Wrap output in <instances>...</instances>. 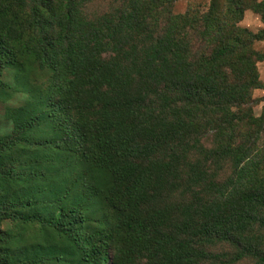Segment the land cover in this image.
Instances as JSON below:
<instances>
[{"label": "trees", "instance_id": "trees-1", "mask_svg": "<svg viewBox=\"0 0 264 264\" xmlns=\"http://www.w3.org/2000/svg\"><path fill=\"white\" fill-rule=\"evenodd\" d=\"M95 1L0 0V264H264V1Z\"/></svg>", "mask_w": 264, "mask_h": 264}, {"label": "rangeland", "instance_id": "rangeland-1", "mask_svg": "<svg viewBox=\"0 0 264 264\" xmlns=\"http://www.w3.org/2000/svg\"><path fill=\"white\" fill-rule=\"evenodd\" d=\"M119 0H96L91 6L90 10L91 12L95 13H102L103 11L109 9L114 4L118 5ZM264 1V0H260ZM210 0H179V2L176 5V12L177 13H185L188 8L195 7L200 9H205ZM258 22L254 19H249V25L253 26L252 28H258ZM256 48L258 50H264V41L259 42L256 44ZM257 90V89H256ZM256 90L254 91L253 95L254 97L258 98L260 100L264 97V87L263 89L260 88V91L256 93ZM9 103L12 106H20V99L16 96H13ZM254 111L256 115H261L264 111V101L261 100L258 102V104L254 107ZM6 112V106L0 105V146L7 147L10 144H17V146L12 149V155L6 160L5 164H8L9 162L13 161L15 162V167L22 171L24 169L23 161L27 159L28 152L31 151L30 147L28 146V131L24 128H20L17 126L16 122L12 118H8L5 115ZM31 136V132L29 133ZM34 150V149H33ZM77 257H71V259L68 261V264H78L77 263ZM241 264H251V263H241Z\"/></svg>", "mask_w": 264, "mask_h": 264}, {"label": "crops", "instance_id": "crops-1", "mask_svg": "<svg viewBox=\"0 0 264 264\" xmlns=\"http://www.w3.org/2000/svg\"><path fill=\"white\" fill-rule=\"evenodd\" d=\"M249 19L250 20H252V19H254V20H256L258 23V28H252L253 26H251V25H249L248 23H249ZM241 26H243V27H245V28H248V29H250L251 31H253V32H258L260 29H262L264 26H263V24H262V22H261V20H260V17L259 16H257V15H255V14H253L252 12H250V11H248L247 13H246V15H245V19H244V21L241 23ZM259 70H260V75H261V79H262V81L264 82V61H262V62H260L259 63ZM261 89H263V88H261ZM258 91H260V89H257L256 90V93L258 92Z\"/></svg>", "mask_w": 264, "mask_h": 264}]
</instances>
